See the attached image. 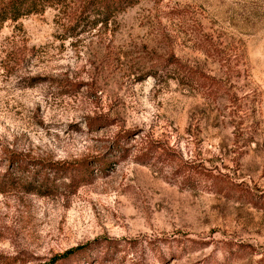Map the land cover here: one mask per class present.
Returning a JSON list of instances; mask_svg holds the SVG:
<instances>
[{
	"label": "rangeland",
	"instance_id": "374dc122",
	"mask_svg": "<svg viewBox=\"0 0 264 264\" xmlns=\"http://www.w3.org/2000/svg\"><path fill=\"white\" fill-rule=\"evenodd\" d=\"M77 7L0 27V264L94 239L119 242L95 264H264V0H138L73 29ZM8 151L88 180L27 190Z\"/></svg>",
	"mask_w": 264,
	"mask_h": 264
},
{
	"label": "trees",
	"instance_id": "16d2710c",
	"mask_svg": "<svg viewBox=\"0 0 264 264\" xmlns=\"http://www.w3.org/2000/svg\"><path fill=\"white\" fill-rule=\"evenodd\" d=\"M72 1H78L77 11L74 16L73 27L95 25L107 22L114 14L123 11L125 8L134 5L138 0H0V27L6 21H17L18 19L43 12L47 8H59ZM5 159L18 172H25L24 179L33 178V181L22 183L27 190H34L37 180L41 177L42 182L38 185L46 190L54 188L53 182L59 176L68 179V185L77 186L80 181L88 180L90 169L86 162H61L52 160H30L21 154L8 151ZM101 161L100 159H97ZM33 168L32 175L29 169ZM20 176V175H19ZM53 178L49 179L48 177ZM21 178V177H20ZM119 242L112 239H94L83 244H78L55 254L47 262L42 264H61L70 261L72 258L82 260L85 264L101 263L111 260L118 253ZM95 250L92 253V250Z\"/></svg>",
	"mask_w": 264,
	"mask_h": 264
}]
</instances>
